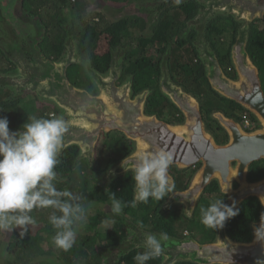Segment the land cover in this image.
Instances as JSON below:
<instances>
[{"label":"trees","instance_id":"obj_1","mask_svg":"<svg viewBox=\"0 0 264 264\" xmlns=\"http://www.w3.org/2000/svg\"><path fill=\"white\" fill-rule=\"evenodd\" d=\"M20 1L23 7L22 13L28 19H37L36 24L42 29V40L38 48L33 47L36 54L40 53L39 56L42 58L61 61L66 43L71 39L75 42L79 55L89 61V67L103 75L108 73L114 63L113 52L123 48L125 53L121 64V79L129 78L132 81L134 96L144 91L149 92L146 114L162 116L166 110H169L175 112L173 115L179 114L180 117L175 122L184 121V116L178 107L161 91L160 83L164 69L162 65L165 57L170 79L197 98L204 118L208 119L207 130L215 131L218 139L225 137L226 133L211 117L212 114L224 112L234 118L236 113L242 115L247 112L235 102H233L235 108L229 109L227 102L229 100L212 89L206 76L205 65L194 44L197 32L191 30L185 35L188 23L198 16L202 7L196 0L182 3L177 0L178 3L175 4L166 1L160 6L161 13L153 24H150L144 15H131L116 21L109 20L102 10V7L108 4L123 6L143 0ZM94 5L95 10L91 9ZM261 24H264V19L250 25L247 51L259 68L264 90V32L261 31ZM67 25L70 27H66ZM240 26L241 24L233 17L219 15L211 19L205 29L206 39L216 52L223 70L231 79L237 78L231 60V50ZM6 30L4 29L3 32ZM102 38L108 39V51L101 55L98 54V45ZM17 68V64L0 50L1 73H11ZM66 78L76 89L90 93L98 92L84 65L75 62L68 64ZM14 93V87L11 88L8 84L0 85V118L8 119L11 132L22 130L23 125L31 122L32 117L54 118L51 115H56L55 106L49 101L40 103L36 95L27 99L17 98ZM250 116L258 123L253 115ZM117 143L116 138L106 140V144ZM124 150L125 148L122 147L119 153ZM131 151L129 147L126 153ZM79 154L80 149L77 146H70L59 155V164L56 168L58 175L54 182L58 190H69L86 197L82 202L87 209V219L83 226L78 228L74 247L67 252L56 248L52 243L55 230L49 223L52 209H34L30 215L36 223L29 226L28 232L23 237L19 234L21 229L17 228L9 233L8 239L0 238V264H136L134 257L145 249L129 248L130 250L125 251L126 254L122 253L113 261L111 258L105 260L100 252L101 249L116 247L119 242L130 237V229L126 224L128 220L133 224H139V228L145 231L166 232L168 236L178 240L182 239L184 230L190 229L193 221L189 222L184 215L179 217L173 212L171 215L166 214L161 217L158 215L166 198L160 202L150 199L148 203L131 206L135 190L133 171L119 176L109 184L103 183L100 177L116 160L105 164H100L102 161H98L90 167L86 159L78 160ZM219 190L218 182L210 187L211 192ZM113 196L127 205L119 214L111 212ZM221 196L215 199L208 197L199 208H206L217 199L224 200L225 203V197ZM199 208L197 211L200 212ZM110 214L112 217H109ZM262 215L264 210L259 200L247 202L238 208L236 218L228 222V229L233 233L234 228L242 221L246 224L255 222L261 220ZM193 230L197 232L195 227ZM4 233L0 231V235ZM203 236L207 240H212L210 235ZM233 237L237 241L243 239L235 234ZM44 245H47V248H44ZM146 264H161V259H150ZM175 264L194 263L180 260Z\"/></svg>","mask_w":264,"mask_h":264},{"label":"water","instance_id":"obj_2","mask_svg":"<svg viewBox=\"0 0 264 264\" xmlns=\"http://www.w3.org/2000/svg\"><path fill=\"white\" fill-rule=\"evenodd\" d=\"M184 1L188 0L179 2ZM196 1L206 7V19L216 13L231 16L238 23L244 22L238 29L231 50L236 79H231L225 73L216 52L208 42H195V46L205 65L206 76L212 89L253 115L259 123V128L255 131L248 132L241 124L217 112L212 115L213 118L229 135L227 144L217 143L207 130L199 101L170 79L167 68L163 69L160 86L163 95L178 107L184 116V121L178 124H168L156 116L146 115L149 92L144 91L133 98L130 79L117 86L120 69H117L114 63L108 73L103 75L88 68L90 77L98 89L96 96L86 90L76 89L69 83L66 70L68 64L73 63L69 59L60 66L59 74L62 80L58 89L51 85V82L43 86V92L40 88L28 92H34L41 100L51 101L63 110L62 117L68 127L65 136H70V139H64L61 153L70 146H77L82 158L86 157L92 161L96 142L101 134L118 131L134 145V151L128 156L130 160L139 154L162 147L172 153L170 167L189 168L201 162L203 167L189 187L168 199L164 205L166 209L173 205H182L187 210H194L201 195L213 180L217 181L221 191L228 195L226 204L229 206L235 204L238 209L252 196L258 197L264 204V179L255 183L247 180L251 164L264 161V90L259 68L247 51L250 25L264 19V0ZM121 164L122 161L114 165L109 170L108 177L116 178L133 171L130 167L125 171ZM169 177L172 186L173 179L170 175ZM234 184L238 185L237 189H234ZM260 225L261 222L253 226L254 233ZM139 238V245L142 246L145 237ZM162 255L165 257L163 264H175L180 260L194 264H264V241H258L255 236L250 243L235 242L221 230L217 240L208 244L169 238Z\"/></svg>","mask_w":264,"mask_h":264},{"label":"clouds","instance_id":"obj_3","mask_svg":"<svg viewBox=\"0 0 264 264\" xmlns=\"http://www.w3.org/2000/svg\"><path fill=\"white\" fill-rule=\"evenodd\" d=\"M67 132L63 117H32L31 122H26L18 132L10 131L6 117L0 118V231L12 232L19 228V234L23 237L29 226L36 223L30 215L34 209H52L49 215V223L55 230L52 243L65 252L74 247L78 228L87 219V209L82 202L86 197L69 190H58L54 183L58 175V157ZM126 140L134 148L133 143ZM172 160L170 151L158 147L139 154L135 159L127 157L122 161L121 167L125 171L130 167L134 172L132 207L138 203H148L150 199L160 202L168 197L172 191L168 171ZM125 206L113 196V214L121 213ZM187 212L190 218L192 212ZM200 212L201 223L215 230L223 228L228 219L238 215L235 204L229 206L219 199L201 208ZM255 236L258 241H264V215L260 227L255 229ZM168 240L166 232H161L159 237L148 234L142 244L145 251L134 257L136 264H146L150 259L160 257Z\"/></svg>","mask_w":264,"mask_h":264},{"label":"flooded vegetation","instance_id":"obj_4","mask_svg":"<svg viewBox=\"0 0 264 264\" xmlns=\"http://www.w3.org/2000/svg\"><path fill=\"white\" fill-rule=\"evenodd\" d=\"M168 1L169 2H173L174 4L178 3V2H176V1L174 2L172 0H167V2ZM20 9H21V12H22L23 11V7H22L21 4H20ZM21 15L23 17L24 14L22 13ZM20 20H22V19H20ZM36 20L37 19H32V20L31 19H27L26 20V22L29 23L27 25L29 26V28L30 27L31 28H30V31H29L30 34L26 35V39L24 40V44H23L24 48H22L23 47L22 43L18 42L17 40L16 41H14V40L10 41V43L13 42V45H9V44L7 45V48L9 49V51L7 49L8 54L7 53L6 54L8 56L10 55L9 56L10 59L14 63L17 64L18 68L16 69V71H13L11 73H7L6 75H11L12 76V75L16 74L15 76H20V78L18 77L19 79L15 78L13 80V79H10V78L6 79V77H3V78L1 77L0 78V85L8 84V85L11 86V88L14 87L15 92L19 91L18 90L19 87H22L23 89H25L26 92L29 91V90L37 89V88H40L39 90L43 92V86L45 84L49 85V83H51V82H52L51 85H55V87L58 89L59 88L58 84L62 80L61 75L59 74V69H60V66L63 65V63H62L63 61H58V60H53V59L48 60V58H42L41 56H39L40 53L38 55V54H36L35 50H33V47H37L38 48V45L41 42L42 37H43V32L41 31L42 29H40L37 26V24H36L37 21ZM6 32H7L6 33L7 37H10L11 33H9L8 30H6ZM194 44H195V42H194ZM55 66H56V68H55ZM169 76H170V73H169ZM15 87L17 89H15ZM87 92L89 94L93 93V92L90 93L89 91H87ZM93 95H98V92L93 93ZM14 96L17 97V98L23 97L21 94H18V96H17L16 93H14ZM29 96H33V95H28L27 97H24V99L28 98ZM36 98L38 99V101L40 103H44L45 102V101L41 100L38 96ZM133 98H134V95H133ZM227 102L229 103L228 104L229 105L228 106L229 109L235 108L233 106V102H231V101H227ZM146 106H147V100H146ZM54 110L56 111V115L55 116L53 115L54 118L63 116V110H61L59 108V105L55 106ZM174 113L175 112L172 113V111L166 110L165 114H163L162 116H157L156 114H152V115H155L159 120H161V121H163L165 123L178 124L179 122H175V121L177 119H179L180 116H179V114L173 115ZM220 113H222L224 116H226L228 118L233 119L235 122L241 124V126H242V119L241 118H242L243 114L241 115L240 113H236L235 117L233 118V117H231L229 115V113L228 114H226L224 112H220ZM214 114H212V115H214ZM212 115H211V117L213 118ZM240 115H241V117H240ZM204 117L205 116L203 115V120H205V123H206V121H208V119H205ZM180 123H182V122H180ZM206 125H207V123H206ZM256 126H257V128H259V123L256 122L255 127ZM220 127H221V125H220ZM222 130L226 133V136L225 137L223 136L221 139H218L215 131H211V130H209V131L214 136V138H215L217 143H219V144H227L229 142V135L227 134V132L223 128H222ZM110 135H112V133L108 134V135L104 134V140L101 143V144H104V150L103 151H105L110 156L105 163H107V162H109L111 160H116V162L111 164L110 168L107 170V173L103 174L104 176L106 174V177H104V179H105L104 182H106L108 184L111 183V180L107 179V178H109V177H107L109 170L114 165L118 164L119 162H121L125 158H127L130 155V153L132 151H134L132 146H130V144L126 141V139H123L121 137H115V136L114 137H110ZM114 138L117 139L118 143L115 145L114 154H113L112 153L113 152L112 151L113 148H111L109 146V144H106V140L109 141L110 139H114ZM64 139L68 140V139H70V136L69 137L65 136ZM119 143H121V144H119ZM98 145H100V144H98ZM122 147L125 148V150L123 152L119 153V150ZM129 147L132 149V151L130 153H126V151H127V149ZM115 152H118V153L115 154ZM94 153L95 154H94L92 162L94 161V164H95L96 160H98V157H100L99 156V153H100L99 146H97V145L95 146V152ZM103 157H105L104 153H103ZM84 159H86V161L88 162L89 166H93L94 165V164H92V162L88 158H86V157L82 158V154L80 152L78 160H84ZM100 160H102V159H100ZM202 167H203V164L201 162L198 163L197 165L191 166L189 168H179L178 166L170 167L169 175L173 179V184L171 186L172 191H170L168 193V197H166L165 201L161 205L160 210L158 212V215L161 217V216H164L166 214H170L171 215L172 212H173L174 214H176V216H179V217L181 215H184V217H186V219L189 222L193 221L192 225H190V229L193 232L190 231V229L189 230H184L181 240H195L199 244H208L210 242L216 241L217 238L219 237V235L221 234V230H222L225 233V235L228 238H230L232 241L239 242V243H250V242H252L254 240V237H255L253 226L255 224H257V223H260L261 220H257L255 222H248V224H246V223H244L242 221V223L238 227L234 228V232L233 233H232L231 229H228V225H227L228 222L232 218L228 219L225 222V224H224V228L225 229L224 230L222 228H219V229H216V230L212 229V228H208V227H205L201 223V213L199 211H197V209L202 206V204H203L202 202L205 199H207L208 197H210V198L213 197L215 199L216 197L222 195L221 197H225V204L227 203V200H228V195L224 194L221 191V189L219 187V184H218V187H219L220 190L218 192H211L210 191V187L213 184L217 183V181H215V180H213L207 186L205 192H203V194L201 195V197L198 200V203L196 205V208L191 211L192 215H191L190 218L188 216L187 210L182 205H173V206H171L168 209H166L164 207V205H165V203L167 202L168 199H170L176 193H180L182 191H185L189 187V185L191 184L192 180L200 172ZM133 174H134V172H133ZM122 175H124V174H122ZM262 179H264V161H258V162L252 163L251 166L249 167L247 180L250 183H255V182H258V181H260ZM237 188H238V185L234 184V189H237ZM256 199L259 200V203H260L262 209L264 210L263 202L258 197H254V196H252V197L248 198L247 200H245L239 206V208L243 204H245L247 202H250V201H255ZM233 218H236V216L233 217ZM126 224H127L128 229H130V233H131L130 237L127 238L125 241L119 242V244H117L116 247H113V248L110 249V250H112V249H121V252H120V254H118V257H120V255L122 253L126 254V252L128 251L129 248L131 250L132 249H142L143 247L139 245V240H140L139 237L143 238V237H146L148 234H155V235H157V237H159L160 233H158L156 231H152V232L151 231H145L144 229L139 228V224L138 225L137 224H133V223H131L130 220H128L126 222ZM246 225H248V227ZM194 227L197 230V232H195L193 230ZM230 233H232V234H230ZM204 234L210 235L212 240L211 239L207 240L206 237L203 236ZM233 234H235L236 236L243 237V239H239L237 241V240L234 239ZM169 238H173V237L169 236ZM124 246H126L127 248L126 249L123 248ZM162 256L163 255H161L160 257H157L158 259H161V264L163 263V261L165 259V257H162ZM118 257H116V258H118Z\"/></svg>","mask_w":264,"mask_h":264},{"label":"rangeland","instance_id":"obj_5","mask_svg":"<svg viewBox=\"0 0 264 264\" xmlns=\"http://www.w3.org/2000/svg\"><path fill=\"white\" fill-rule=\"evenodd\" d=\"M166 1L167 0H143V1H139V2L135 1L131 5H123V6H114V5H109L108 4V5L103 6L102 10H103V13L106 16V19H109V20L116 21L118 19H121V18L127 17V16H131V15H142V16L144 15L147 18V21L150 24H153L154 22H156V20L158 19L159 14L161 13V11L159 9L160 6H162V4H164ZM172 1L175 2L176 0H172ZM198 3H200V2H198ZM20 4H21L20 0H0V17H1L0 18V50L4 54L5 53L8 54L9 49L7 48V45L8 44L9 45H13V42L10 43V41H13V40L16 41L17 40L18 42L22 43V46H23L24 40L26 39V34L27 35L30 34L29 31H30L31 27L29 28V26L27 25V24H29V23L26 22V20L28 18L26 16H24V15L22 17V15H21L22 12H21V9H20ZM95 8H96L95 5H94V7L93 6L91 7V9H94V10H95ZM204 11H206V7H204L202 5L198 16L194 20H192L191 22L188 23L187 29L185 30V35H187L191 30H195L197 32V36H196L195 42H198V43H201L200 41L208 42V40L205 37V29H206L207 23L211 19L221 15V14H216L215 13V14L212 15V17L206 19L205 15H204ZM207 17H209V16H207ZM19 18L22 19V20H20ZM243 23H240V24H243ZM66 27L69 28L70 26L67 25ZM260 28H261V31L264 32V24H261ZM4 29H7L9 31V33H11L10 37H7V34H6L7 32L6 31L3 32ZM25 29H27V30H25ZM13 30L15 32H13ZM107 42H108V39H105V38L104 39L102 38L99 41L98 54L102 55L103 53H106L108 51ZM66 44H67L66 45V50H65L63 59L61 61H63V62L65 61L66 62L67 59H69V61H71V62H75V63H79L81 65H84L87 74L90 75V73L88 72L89 61L79 55L77 47L75 45V42H73L71 39H69ZM209 45H210V43H209ZM22 48H24V46ZM7 49H8V51H7ZM124 53H125V50H123V48L122 49L119 48L118 51H114L113 52V54H114V64L116 65L117 69H120V76H119V81L117 83V86H120L123 83H126L128 81V79H129V78L121 79V77H122V70H121L122 66H121V64H122V61H123ZM164 61L165 62L163 63L162 66H163V68H167L166 67V57L164 58ZM15 75L16 74H14L12 76L11 75H6V74H2L1 71H0V78L1 77L2 78L6 77V79L10 78V79H13V80L15 78H18V77L20 78V76H15ZM15 89H17V88L15 87ZM18 90L19 91L15 92L16 95L18 96V94H21L23 96V98L27 97L28 95H33V96L35 95L34 92H28V91L26 92L25 89H23L22 87H19ZM33 90H35V89H33ZM49 102L53 104V102H51V101H49ZM111 133H112V135H110V137H114L115 136V137H121V138L126 139L124 137V135L122 133L118 132V131L115 132V133L114 132H110L108 134H111ZM108 134H106V135H108ZM103 140H104V133L101 134V136L99 137L98 141L96 142V145L99 146V149H100V153H99L100 157H98V160H96V162L97 161H99V162L102 161L100 164L105 163L107 161V159L110 157L105 151H103L104 150V144H101L103 142ZM98 144H100V145H98ZM131 145H133V144H131ZM109 146L111 148H113L112 149V151H113L112 153L114 154L115 145L114 144H109ZM134 149L135 148H133V150ZM103 153H104L105 157H103ZM117 153L118 152H115V154H117ZM100 159H102V160H100ZM92 164H94V161L92 162ZM104 177H106V174H105V176L102 175L100 177V179L102 180L103 183H106V182H104V180H105ZM118 177H116V178H118ZM116 178H110L109 177L107 179L112 181V180H114ZM109 217H112V214H110ZM9 233L10 232H5L3 235H0V238L2 237V239H8L9 238ZM44 248H47V245H44ZM123 248L126 249L127 247L124 246ZM110 249L111 248H109L107 250L106 249H104V250L101 249L100 252L103 255V257L105 258V260L111 258V261H113L116 257H118V254H120L121 249H112V250H110ZM105 260H104V262H105ZM163 263H164V261H163Z\"/></svg>","mask_w":264,"mask_h":264},{"label":"built area","instance_id":"obj_6","mask_svg":"<svg viewBox=\"0 0 264 264\" xmlns=\"http://www.w3.org/2000/svg\"><path fill=\"white\" fill-rule=\"evenodd\" d=\"M241 119H242V127L244 128V130H246V131L256 130V128H257V126L255 127L256 122H254L251 119V116L248 112L243 113Z\"/></svg>","mask_w":264,"mask_h":264}]
</instances>
